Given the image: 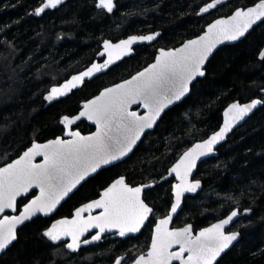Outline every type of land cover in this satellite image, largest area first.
Listing matches in <instances>:
<instances>
[{
    "label": "trees",
    "instance_id": "trees-1",
    "mask_svg": "<svg viewBox=\"0 0 264 264\" xmlns=\"http://www.w3.org/2000/svg\"><path fill=\"white\" fill-rule=\"evenodd\" d=\"M210 1L119 0L113 14H100L93 0H70L59 10L37 18L30 13L41 0H0V96L10 98L0 103V167L20 156L32 141L61 135L60 117L77 114L83 101L147 67L159 48H176L199 36L216 18L258 2L236 0L199 16V9ZM155 32L162 34L155 44L136 48L132 57L85 82L67 98L49 106L43 100L52 86L97 60L103 40L117 42L129 35ZM263 48L261 24L240 43L217 51L207 65V76L183 103L164 115L134 154L84 183L57 216H70L119 175L134 185L159 181L184 150L181 140L190 147L220 128L229 104L262 97L264 63L259 61L258 51ZM79 128L84 133L91 130L86 124ZM196 176L203 181V191L186 200L178 222H192L200 229L233 209L251 207L252 215L238 225L240 243L219 264H264V106L219 148L218 157L199 166ZM169 193L170 182L157 184L152 192L160 209L158 216L166 214ZM47 225L49 219L38 218L24 226L19 231L20 242L0 256V264H104L127 248L124 242L108 240L79 254H70L65 248L56 254V247L48 246L39 236ZM149 232L143 231V236Z\"/></svg>",
    "mask_w": 264,
    "mask_h": 264
},
{
    "label": "snow or ice",
    "instance_id": "snow-or-ice-1",
    "mask_svg": "<svg viewBox=\"0 0 264 264\" xmlns=\"http://www.w3.org/2000/svg\"><path fill=\"white\" fill-rule=\"evenodd\" d=\"M226 3L227 0H212L201 7L198 14L209 13ZM64 4L65 0H41L30 14L40 17L46 10H58ZM93 6L100 14H113L118 10V0H93ZM258 22L264 24V0L238 7L228 17L214 20L203 35L187 40L179 48L159 49L154 62L142 71L122 83L104 88L99 95L84 102L78 114L60 117L62 136L46 143L32 141L19 158L0 167V253L20 242L18 226H26V222H34V218L40 216L52 217L61 201L81 182L105 166L124 161L145 130L157 125L166 109L182 101L200 83V78L207 76L209 58L217 47L246 38L254 25L259 26ZM160 35V32L129 35L115 43L103 40L102 50L97 52L103 61L92 62L84 71L52 86L43 100L51 104L68 96L97 73L131 56L134 45L151 44ZM258 59L264 63V49L258 51ZM132 105L142 107L144 113L131 110ZM258 106H264V97L252 99L250 103L233 102L224 111L223 126L218 131L190 147L181 140L180 147L184 150L162 177L167 180L168 176H174L177 181L170 183L164 205L166 214L162 218L157 219L160 209L152 196L155 183L134 185L126 176L119 175L98 193V198L76 207L70 218L55 219L45 226L39 232L41 240L50 247L55 246L56 254H62L63 248L70 254H79L85 246H103V241L113 237L128 242L144 230H150L151 243L146 252H133L131 257L121 255L114 264H173L174 261L219 264L222 254L241 235L229 229L241 214L239 210H231L195 234L190 223L182 228H169V225L173 217L183 211L186 194H195L202 187L201 180L194 175L198 162L214 154L216 146L233 127ZM82 118L95 125L96 130L91 135L85 136L73 129ZM37 157L42 158L41 163L34 162ZM34 188L39 189V195L32 193L34 198L20 209L18 198L27 196ZM7 210L17 214L3 215ZM251 211V207L244 209L245 214Z\"/></svg>",
    "mask_w": 264,
    "mask_h": 264
},
{
    "label": "water",
    "instance_id": "water-1",
    "mask_svg": "<svg viewBox=\"0 0 264 264\" xmlns=\"http://www.w3.org/2000/svg\"><path fill=\"white\" fill-rule=\"evenodd\" d=\"M68 1H70V0H65V4L66 3H68ZM119 1V0H118ZM233 1H236V0H227V3L226 4H223V5H218V7H217V9H212V10H210L209 11V13H205V14H198L199 16H206V15H209L210 13H213V12H215V11H217V10H219V9H221L222 7H224L225 5H227L228 3H230V2H233ZM210 2H212V1H210ZM209 2V3H210ZM64 4V5H65ZM206 5V4H205ZM204 5V6H205ZM63 6V5H62ZM61 6V7H62ZM47 11H54V10H46V12ZM116 11V10H115ZM114 11V12H115ZM199 13V12H198ZM43 15V14H42ZM41 15V16H42ZM231 15V14H230ZM226 17H228V16H222V17H218V18H216V19H221V18H226ZM215 19V20H216ZM214 21V20H213ZM212 21V22H213ZM211 23V22H210ZM258 24H259V22H258ZM259 25H261V24H259ZM256 27H258V26H256V25H254L253 26V29H251L250 31H249V33L248 34H246V37L256 28ZM206 28H207V26L205 27V30H206ZM204 30V31H205ZM161 33V32H160ZM204 33V32H203ZM203 33H201L200 35H203ZM150 34H152V33H150ZM162 35V34H161ZM161 35H160V37H161ZM160 37H158V39L160 38ZM196 37H194V38H192V39H195ZM126 39V38H125ZM158 39L156 40V41H153L151 44H147V43H144V44H137V45H134L133 47H134V52H133V54L131 55V56H128V57H124L122 60H120V61H117L116 62V64L115 65H117V64H119V63H121L122 61H124V60H126V59H128V58H130V57H132L134 54H135V49L136 48H138V47H141V46H151V45H153V44H155L157 41H158ZM245 38H242L240 41H236V42H225L224 44H222V45H219L218 47H217V49L214 51V53H213V55L209 58V61L213 58V56L217 53V51H219L221 48H223V47H225V46H233V45H236V44H238V43H240L242 40H244ZM112 42H114V41H112ZM118 42V41H117ZM185 42H187V40L185 41ZM184 42V43H185ZM115 43V42H114ZM183 44V43H182ZM182 44L180 45V46H178V47H176V48H179V47H181L182 46ZM161 49V48H160ZM164 49H166V48H164ZM168 49H174V48H168ZM264 49V48H263ZM101 50H102V45H101ZM167 50V49H166ZM157 54H158V52H157ZM103 61V58H101V57H99L98 56V59L97 60H95L94 62H102ZM154 62V61H153ZM91 65V64H90ZM90 65H88V66H90ZM115 65H112V66H110V68L111 67H113V66H115ZM87 66V67H88ZM109 68V69H110ZM109 69H107V70H105L104 72H101V73H97L91 80H86V81H92V80H94V79H96V78H98L100 75H102V74H104V73H106ZM85 70V68L82 70V71H84ZM143 70V69H142ZM141 70V71H142ZM81 72V71H80ZM79 73V72H78ZM78 73H75V74H73V75H76V74H78ZM136 74V73H135ZM135 74H133V75H135ZM71 78V76L68 78V79H70ZM131 77H129L128 79H130ZM200 79H203V78H200ZM85 81V82H86ZM124 81V80H123ZM123 81H121V82H119V83H122ZM63 83V82H62ZM117 84V83H116ZM115 85V84H114ZM114 85H112V86H114ZM112 86H110V87H112ZM81 88V87H80ZM80 88H77V89H74L73 91H76V90H78V89H80ZM104 90V89H103ZM102 90V91H103ZM191 94V93H190ZM190 94L188 95V96H186L182 101H180V102H177L176 104H173V105H171L168 109H166L165 110V112L162 114V116H161V119L157 122V125H155L152 129H147V130H145V132H144V134L142 135V137H141V140L140 141H138L137 142V145L134 147V149H133V152L138 148V146L141 144V142H142V140L144 139V137L146 136V134H148V133H150V132H153L155 129H156V127L158 126V124L160 123V121L162 120V118L164 117V115L169 111V110H171L172 108H174L175 106H178V105H180L181 103H183L189 96H190ZM69 95H71V93L69 94ZM68 95V96H69ZM99 95V94H98ZM261 95L262 96H264V90H262L261 91ZM68 96H66V97H61V98H59L57 101H54V102H52L51 104H53V103H56V102H58V101H60V100H62V99H65V98H67ZM97 96V95H96ZM256 99H259V98H256ZM47 102V101H46ZM235 102H239V101H235ZM251 101H249V102H244V103H250ZM241 103V102H240ZM51 104H49L48 102H47V105H51ZM241 104H243V103H241ZM83 105V103L81 104V106ZM263 106H258V108L257 109H255V110H253V112L252 113H250L247 117H245L244 118V120H242V121H240L238 124H236L234 127H233V129H232V131L231 132H229L228 134H227V136H226V138H225V140L224 141H222L220 144H218L217 146H216V150H215V152H214V154H212L211 156H209V157H206V158H202V162H198V168H199V166L203 163V162H205V161H207V160H209V159H211V158H216V157H218V150H219V148L223 145V144H225L227 141H228V139H229V137L236 131V130H238L239 128H241L242 126H244L247 122H248V120L258 111V110H260L261 108H262ZM131 110H134V111H137L139 114H143L144 113V109L142 108V107H140L139 108V106L138 105H132V107H131ZM226 110V109H225ZM224 110V111H225ZM224 113V112H223ZM223 121H224V116H223V120H222V124H221V126L220 127H222L223 126ZM81 122H87L88 124H90V125H92V126H94L95 127V125L94 124H92L90 121H88V120H86V119H81L80 121H77V124L76 125H73V127H75V126H77L79 123H81ZM219 130V129H218ZM217 130V131H218ZM78 131V130H77ZM214 133V132H213ZM212 133V134H213ZM82 134V133H81ZM212 134H210L209 136H211ZM83 135V134H82ZM91 135V134H90ZM85 136H87V135H85ZM208 136V137H209ZM208 137H206V138H208ZM65 139H68V137H64ZM205 138V139H206ZM200 140H198V141H196V142H199ZM46 142H48V141H46ZM46 142H38V143H46ZM195 142V143H196ZM133 152L132 153H129V156L128 157H126L125 159H124V161H126L132 154H133ZM23 154V153H22ZM21 154V155H22ZM17 158H19V156L17 157ZM17 158H15V159H17ZM124 161H119V162H117V165L118 164H120V163H122V162H124ZM35 163H41L42 162V158L41 157H37L36 158V160L34 161ZM5 165V164H4ZM4 165H2V166H4ZM1 166V167H2ZM112 166H114V165H109V166H105L104 168H102V169H100V170H98V173H100L101 171H103V170H105V169H107V168H109V167H112ZM197 172V171H196ZM196 172L194 173V175H196ZM98 173H96V174H93V176H91V177H89V178H87V180L86 181H83V182H81V184L80 185H78L77 186V188L76 189H74L73 190V192L72 193H70L69 194V196L68 197H65V199L64 200H62L61 201V204L58 206V209H57V211L60 209V207L84 184V183H86L89 179H91V178H93V177H95ZM171 179H174V176H168L167 177V180H171ZM164 181H166V180H163V179H161V181L160 182H164ZM177 181H175V183H176ZM156 185V184H155ZM201 185H202V187H201V189L200 190H198L197 191V193H195V194H186V198H193V197H196L198 194H200L202 191H203V188H204V185H203V183H202V181H201ZM32 193H35L36 195H39V189H32L30 192H29V194L27 195V196H25V197H19L18 198V202L19 201H21L23 198H28ZM31 198H34V197H31ZM186 198H185V200H186ZM185 200H184V202H185ZM184 202H183V205H182V207H183V209H184ZM23 207V206H22ZM22 207H21V209H22ZM237 210H239V209H237ZM57 211L53 214V215H55L56 213H57ZM182 212V211H181ZM181 212H179V214L181 213ZM15 214H17V213H11L10 212V210H7L3 215H15ZM179 214L178 215H175L174 217H173V221H172V223L169 225V228H173V225H174V223H175V221H176V219L178 218V216H179ZM40 217H43V216H40ZM0 218H2V215H0ZM39 218V217H38ZM43 218H50V217H43ZM35 219H37V218H34V220ZM236 219L237 218H235V220H234V222L236 221ZM233 222V223H234ZM29 223H31V222H26V225L27 224H29ZM232 225H230L229 226V228L231 227ZM24 226H18V231L21 229V228H23ZM138 235V234H137ZM115 238H119V237H115ZM241 238H242V236L240 235V237L238 238V241H236V242H234V244L232 245V246H230V248L228 249V250H226V252L224 253V254H222V257L225 255V254H227L229 251H231L240 241H241ZM91 246V245H90ZM12 246H10V248H11ZM85 247H87V246H85ZM84 247V248H85ZM9 248V249H10ZM8 249V250H9ZM7 250V251H8ZM173 251H176L177 250V248H173L172 249ZM6 251V252H7ZM5 252V253H6ZM4 253H0V256H2ZM221 257V258H222ZM220 258V259H221ZM173 264H179V262H177V261H174L173 262Z\"/></svg>",
    "mask_w": 264,
    "mask_h": 264
},
{
    "label": "flooded vegetation",
    "instance_id": "flooded-vegetation-1",
    "mask_svg": "<svg viewBox=\"0 0 264 264\" xmlns=\"http://www.w3.org/2000/svg\"><path fill=\"white\" fill-rule=\"evenodd\" d=\"M41 3V2H40ZM40 3H39V5H40ZM64 6V5H63ZM61 8V7H60ZM59 8V9H60ZM58 9V10H59ZM54 11H56V10H54ZM47 12H49V11H47ZM47 12H45L44 14H46ZM43 14V15H44ZM42 15V16H43ZM42 16H40V17H37V16H35L34 15V17H37V18H41ZM102 45V44H101ZM126 79H128V78H126ZM125 80V79H124ZM123 81V80H122ZM87 82V81H86ZM121 82V81H120ZM119 83V82H118ZM114 85V84H113ZM110 86H112V85H110ZM110 86H107V87H110ZM106 88V87H105ZM104 89V88H103ZM102 89V90H103ZM101 90V91H102ZM100 91V92H101ZM99 92V93H100ZM98 93V94H99ZM97 94V95H98ZM96 96V95H95ZM94 96V97H95ZM262 96V95H261ZM94 97H92V98H94ZM262 97H264V96H262ZM91 98V99H92ZM87 101V100H86ZM86 101H83L82 103H84V102H86ZM81 103V104H82ZM81 104H80V109H81ZM47 106H49V105H47ZM140 108V107H139ZM78 114V113H77ZM82 124H86L87 126H89L90 128H91V130L89 131V132H82V130L79 128V126L80 125H82ZM159 125V124H158ZM61 127H63L62 125H61ZM157 128V127H156ZM73 129L74 130H78V131H80L83 135H90V134H92L93 132H95V130H96V128L94 127V126H92V125H90V124H88L87 122H81V123H79L77 126H75V127H73ZM155 131V130H154ZM151 133V132H150ZM149 134V133H148ZM148 134H146V136L148 135ZM58 136H62V134L61 135H58ZM146 136L144 137V139L146 138ZM56 138V137H55ZM55 138H51V139H55ZM51 139H47V140H44V141H38V140H36L35 142H46V141H49V140H51ZM143 139V140H144ZM143 140H142V142H143ZM141 142V143H142ZM141 145V144H140ZM139 145V146H140ZM30 146H31V144H30ZM29 146V147H30ZM138 146V147H139ZM138 149V148H137ZM136 149V150H137ZM25 150H27V148L25 149ZM24 150V151H25ZM135 150V151H136ZM134 151V152H135ZM134 152H133V154H134ZM23 153V152H22ZM21 153V154H22ZM132 154V155H133ZM131 155V156H132ZM130 156V157H131ZM129 157V158H130ZM128 158V159H129ZM127 159V160H128ZM212 159V158H211ZM126 160V161H127ZM210 160V159H209ZM208 161V160H207ZM125 162V161H124ZM123 163V162H122ZM122 163H120V164H122ZM174 163V162H173ZM172 163V164H173ZM204 163V162H203ZM120 164H118V165H120ZM171 164V165H172ZM171 165L169 166V167H171ZM115 166H117V165H115ZM112 167H114V166H112ZM112 167H109V168H112ZM168 167V168H169ZM109 168H107V169H109ZM106 170V169H105ZM198 171V170H197ZM197 173V172H196ZM167 175V171L164 173V175L162 176V177H164V176H166ZM162 177L159 179V181L158 180H156V181H153V180H151L150 182H154L156 185L157 184H161V183H163V182H160L161 181V179H162ZM195 177L197 178V176L195 175ZM197 179H199V178H197ZM202 181V180H201ZM150 182H147V183H150ZM165 182H170V183H175V179H171V180H166V181H164V183ZM110 183V182H109ZM202 183H203V181H202ZM137 185H139V184H137ZM204 185V184H203ZM83 186V185H82ZM107 186V185H106ZM81 188V187H80ZM103 190V189H102ZM102 190H100V191H102ZM199 195V194H198ZM197 195V196H198ZM196 196V197H197ZM31 197H33L32 196V194L28 197V198H23V199H26L25 200V203L31 198ZM95 198H98V195L96 196V197H94V199ZM193 198H195V197H193ZM188 198H186V200H187ZM186 200H185V202H186ZM185 202H184V205H185ZM20 203V201L18 202V206H19V208L21 209V207L23 206V204L22 205H20L19 204ZM86 203V202H85ZM80 206V205H79ZM78 207V206H77ZM74 211V210H73ZM240 211V210H239ZM57 213H58V211H57ZM57 213L55 214V215H53L52 217H50V218H45V219H49V225H50V223H52V222H54V220L55 219H61V218H64V217H71V215L70 216H57ZM182 213V212H181ZM181 213L179 214V216H178V218L176 219V221H175V223H174V225H173V228H182V227H184V226H186L187 224H192L193 225V227H194V234L195 233H198L202 228H200L199 229V227H196V225L194 224V223H192V222H184V223H180V222H178V221H180V216H181ZM240 215L237 217V219H236V221L232 224V226L229 228V229H231V230H235V231H239L240 232V234H241V236H242V232L240 231V229L238 228V225L240 224V223H245V220L247 219V218H249L251 215H252V212H251V214H245L244 213V211H240ZM39 218H43V217H39ZM159 218H162V216H159L157 219H159ZM38 219V218H37ZM36 220V219H35ZM218 220H216V221H214V222H212V223H210L208 226H206V227H210L211 226V224H213V223H216ZM30 224V223H29ZM206 227H203V228H206ZM22 229V228H21ZM20 229V230H21ZM19 230V231H20ZM18 231V232H19ZM145 231V230H144ZM145 235V234H144ZM150 237H151V231L149 232V235L147 236V235H145V236H143V232H142V234H138L137 235V238H135V239H132V240H130V241H128V242H124V243H126V245H127V248L125 247V249L123 250V251H121V254L120 255H117L114 259H112L111 261L110 260H108L106 263H104V264H114V261H115V259H117V258H119L121 255H124V256H126V257H131L132 255H133V252H135V253H139V252H141V251H147V248H148V246L150 245V243H151V239H150ZM242 239V238H241ZM113 240L115 241L114 242V244H117L118 242H122L121 241V238H115V237H113V239L112 240H109L112 244H113ZM135 240H137V241H135ZM105 241H108V240H105ZM105 241H103V243L105 242ZM240 243V242H239ZM238 243V244H239ZM237 244V245H238ZM236 245V246H237ZM94 246H97V245H91V246H87V247H85V248H82V250H84V249H90V248H93ZM235 246V247H236ZM234 247V248H235ZM233 248V249H234ZM66 249V248H65ZM67 250V249H66ZM68 251V250H67ZM226 255V254H225ZM222 259V258H221ZM220 259V260H221Z\"/></svg>",
    "mask_w": 264,
    "mask_h": 264
},
{
    "label": "rangeland",
    "instance_id": "rangeland-1",
    "mask_svg": "<svg viewBox=\"0 0 264 264\" xmlns=\"http://www.w3.org/2000/svg\"><path fill=\"white\" fill-rule=\"evenodd\" d=\"M164 48H166V47H164ZM160 49V48H159ZM158 49V50H159ZM167 49V48H166ZM141 71V70H140ZM10 100V98H9V96H7V95H2V96H0V103H2V104H5V103H7L8 101ZM159 216L157 215V218H158Z\"/></svg>",
    "mask_w": 264,
    "mask_h": 264
}]
</instances>
